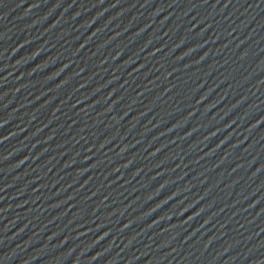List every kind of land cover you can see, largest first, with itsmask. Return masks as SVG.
Segmentation results:
<instances>
[{
    "label": "water",
    "instance_id": "95a60500",
    "mask_svg": "<svg viewBox=\"0 0 264 264\" xmlns=\"http://www.w3.org/2000/svg\"><path fill=\"white\" fill-rule=\"evenodd\" d=\"M0 264H264V0H0Z\"/></svg>",
    "mask_w": 264,
    "mask_h": 264
}]
</instances>
